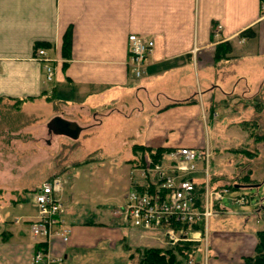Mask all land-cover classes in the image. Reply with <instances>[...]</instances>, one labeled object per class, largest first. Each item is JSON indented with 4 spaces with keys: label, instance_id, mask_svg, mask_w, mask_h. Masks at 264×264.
<instances>
[{
    "label": "crops",
    "instance_id": "1",
    "mask_svg": "<svg viewBox=\"0 0 264 264\" xmlns=\"http://www.w3.org/2000/svg\"><path fill=\"white\" fill-rule=\"evenodd\" d=\"M260 3L0 0V106L6 101L14 111L10 115L32 112V107L34 111L46 108L48 114L42 117L46 135L68 138L73 143L89 146L86 137L97 134L95 129L99 133L115 126L120 116L133 132L131 144L172 150L201 147L206 134L201 122L202 99H211L215 93L232 94L240 82L251 88L244 72L264 68ZM67 32L71 47L69 55L64 56L62 45ZM130 34L153 42L139 77L129 65ZM220 42L229 43L231 52L216 61L215 47ZM39 48L45 49L51 59L53 78L49 82L43 63L36 59ZM238 71L242 73L236 77ZM18 99L23 102L15 108ZM33 115L28 121L35 119ZM55 117L76 122L81 127L78 138L49 131L47 124ZM144 119L146 124L142 123ZM10 132L12 128L0 126L1 138L13 134ZM121 146L130 152L128 143ZM22 175H5L0 170V192L3 196L7 189L11 193L7 202L0 198V264H32L36 244L30 224L36 211L33 200L29 203L26 197L30 186H6L9 179ZM40 185L33 187L34 191ZM20 191L25 196L16 199ZM80 195L84 194L77 188L67 192L66 202L74 207L81 205L77 211L64 207L62 230L68 232L65 240L60 235L49 240L46 252L50 257L61 259L63 264H100L101 255L118 253L133 264L132 256L139 249L168 248L161 229L134 227L124 217L112 214V209L124 201L117 205L109 199L82 203ZM254 215L232 213L222 205L221 213L209 225L208 264H245L256 246L257 229L250 221Z\"/></svg>",
    "mask_w": 264,
    "mask_h": 264
},
{
    "label": "rangeland",
    "instance_id": "2",
    "mask_svg": "<svg viewBox=\"0 0 264 264\" xmlns=\"http://www.w3.org/2000/svg\"><path fill=\"white\" fill-rule=\"evenodd\" d=\"M241 73L238 71L235 76L238 77ZM244 74L251 80V88L246 87L244 82H240L239 87L232 94L215 93L211 99H209L210 96L202 99L201 122L206 128L204 145L210 152L206 168L210 176L213 174L229 176L234 186H239L237 189H231L224 196L223 206L232 213L254 212L256 215L258 211V215L252 216L250 221L254 223L257 230H264V80H262L264 68L262 67L259 71L249 70ZM6 105L8 103L5 101L0 106L2 108L0 109V126L3 129L12 128L13 132L10 133L13 134H4L2 138L0 137V165L2 166L0 170L5 175L25 174L16 179H9L10 184L6 186H30V191L26 193L29 203L33 200V187L56 177L63 182L62 200L65 209L66 207L67 209L73 207L76 211L79 209L80 203L74 207L72 203L65 200L67 192L76 191V188L84 194L80 195L82 199L78 197L82 203L84 200L88 202L109 199L117 205V202L125 201L131 185L143 181L140 174L141 170L146 168L147 161L169 167L167 163H170L171 151L162 153L161 158L155 161L149 151L133 148V145L139 144H131L133 141L129 138L133 136V132L120 116L115 126L104 128L99 133V130L95 129L94 132L97 134L86 137L88 138L86 143H90L88 146L73 143L68 138L55 139L52 135H46L42 119L48 114L46 108H37L34 111L32 107L30 108L32 112L24 110V113L10 115L14 111ZM13 105L15 106V103ZM150 108V112L153 111V107ZM33 112L35 119L28 121ZM26 120L30 123L26 124ZM142 123L147 122L144 119ZM28 127H34V129L29 132L26 130ZM26 132H29V135ZM47 142L49 145H46ZM126 143L130 146L129 153L124 146H121ZM143 146L150 147L152 150L156 148L153 145ZM149 175L151 172L148 173ZM247 175L250 178L249 182L236 181L238 176L243 178ZM199 177L201 178L202 175ZM251 184H259V186L246 187ZM7 191L9 190L3 192L4 196L2 191L0 192V198L3 199L1 202H7L11 197V193ZM23 196H25L24 191H20L15 198L20 199ZM242 196L248 200L247 203L232 201V198ZM211 219L209 225L210 222L212 224ZM7 228L8 226L2 227V229ZM132 257L135 264L138 255L135 253ZM194 260V264H201L198 251ZM99 261L100 264L116 262L128 264V260L123 259L118 253H111L107 257L101 255Z\"/></svg>",
    "mask_w": 264,
    "mask_h": 264
},
{
    "label": "built area",
    "instance_id": "3",
    "mask_svg": "<svg viewBox=\"0 0 264 264\" xmlns=\"http://www.w3.org/2000/svg\"><path fill=\"white\" fill-rule=\"evenodd\" d=\"M260 10L264 16V0ZM153 42L143 40L136 34L128 36L127 52L129 65L135 77H139L147 60ZM195 52V50H194ZM36 59L43 63L45 80L53 78L51 59L45 49L36 51ZM167 166L147 161L141 170L143 181L131 185L121 206L114 207L112 214L122 216L134 227L142 229H161L168 248H173L180 241L196 242L201 264H208L209 241L208 226L211 218L222 211V200L230 191L228 187L212 188L206 161L210 152L206 145L201 147H178L171 151ZM151 175L148 176V173ZM201 181H197L201 176ZM60 178L53 177L43 182L34 191L35 219L30 224V231L35 244H45V250L36 249L32 264H55L61 259H54L46 252L49 240L60 235L65 240L67 230L64 224V205L61 200L63 184ZM196 184L203 185L201 200L195 196ZM237 203H247L242 197L232 198ZM194 257L185 264H194Z\"/></svg>",
    "mask_w": 264,
    "mask_h": 264
},
{
    "label": "trees",
    "instance_id": "4",
    "mask_svg": "<svg viewBox=\"0 0 264 264\" xmlns=\"http://www.w3.org/2000/svg\"><path fill=\"white\" fill-rule=\"evenodd\" d=\"M71 47V37L69 32H67L63 39L62 53L64 56H68ZM231 52V47L227 42H220L215 47L214 59L216 61L227 58ZM25 100V99H24ZM23 102L21 99L16 100L15 108L17 104ZM213 112V111H212ZM135 150H146L150 152L153 160L158 161L162 153L172 151V149L164 147H156L152 150L150 147H145L143 145H133ZM244 153V151H243ZM231 177L225 175H211L210 176V185L212 188L224 186L231 189H236L234 187V182H232ZM242 179V180H241ZM249 176H244L236 181L238 182H249ZM203 193V185L196 184L195 196L197 201L201 200ZM256 246L255 252L252 256L245 258V264H264V230L256 231ZM35 248L45 250V244L40 243L35 246ZM198 244L196 242L190 241H180L173 248H142L136 251L138 255L137 262L135 264H185V262L194 257L198 251ZM55 264H63L62 262Z\"/></svg>",
    "mask_w": 264,
    "mask_h": 264
},
{
    "label": "water",
    "instance_id": "5",
    "mask_svg": "<svg viewBox=\"0 0 264 264\" xmlns=\"http://www.w3.org/2000/svg\"><path fill=\"white\" fill-rule=\"evenodd\" d=\"M47 128L49 131H52L53 133L65 135L71 139H76L79 136V133L81 131V127L73 121H67L64 120L60 117H55L52 119L48 124ZM257 185H247L246 187L252 188V187H257ZM236 189L239 188V186L235 185L234 186Z\"/></svg>",
    "mask_w": 264,
    "mask_h": 264
}]
</instances>
